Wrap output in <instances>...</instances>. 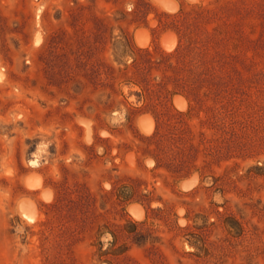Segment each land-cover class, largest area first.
Returning a JSON list of instances; mask_svg holds the SVG:
<instances>
[{
	"label": "rangeland",
	"instance_id": "1",
	"mask_svg": "<svg viewBox=\"0 0 264 264\" xmlns=\"http://www.w3.org/2000/svg\"><path fill=\"white\" fill-rule=\"evenodd\" d=\"M0 264H264V0H0Z\"/></svg>",
	"mask_w": 264,
	"mask_h": 264
}]
</instances>
